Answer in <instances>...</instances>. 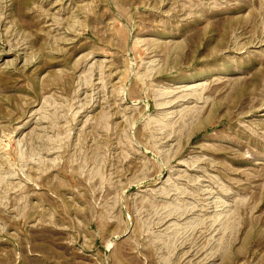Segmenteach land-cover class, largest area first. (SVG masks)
<instances>
[{
	"label": "rangeland",
	"instance_id": "374dc122",
	"mask_svg": "<svg viewBox=\"0 0 264 264\" xmlns=\"http://www.w3.org/2000/svg\"><path fill=\"white\" fill-rule=\"evenodd\" d=\"M0 264H264V0H0Z\"/></svg>",
	"mask_w": 264,
	"mask_h": 264
}]
</instances>
